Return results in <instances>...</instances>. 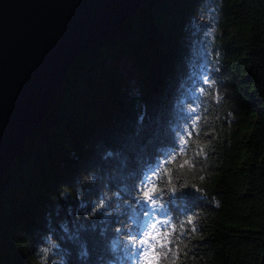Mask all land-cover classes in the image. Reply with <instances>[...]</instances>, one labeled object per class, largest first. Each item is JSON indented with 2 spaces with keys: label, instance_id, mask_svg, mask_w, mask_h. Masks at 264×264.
Listing matches in <instances>:
<instances>
[{
  "label": "trees",
  "instance_id": "16d2710c",
  "mask_svg": "<svg viewBox=\"0 0 264 264\" xmlns=\"http://www.w3.org/2000/svg\"><path fill=\"white\" fill-rule=\"evenodd\" d=\"M148 170L158 264H261L264 0H149L79 55L4 176L0 264H130Z\"/></svg>",
  "mask_w": 264,
  "mask_h": 264
},
{
  "label": "water",
  "instance_id": "95a60500",
  "mask_svg": "<svg viewBox=\"0 0 264 264\" xmlns=\"http://www.w3.org/2000/svg\"><path fill=\"white\" fill-rule=\"evenodd\" d=\"M147 1L0 0V188L71 63Z\"/></svg>",
  "mask_w": 264,
  "mask_h": 264
},
{
  "label": "rangeland",
  "instance_id": "374dc122",
  "mask_svg": "<svg viewBox=\"0 0 264 264\" xmlns=\"http://www.w3.org/2000/svg\"><path fill=\"white\" fill-rule=\"evenodd\" d=\"M197 26L203 29L205 32H213L215 30L214 25H212L209 13L205 15H201L197 20ZM195 66L193 73H195V78H200L198 80L207 81L208 74L206 71L205 65H200L197 62H194ZM123 70L127 72L128 63L122 62ZM195 80V81H198ZM132 84V81H130ZM180 86V83L177 84V87ZM173 99L179 103L182 102L183 99L179 97V95H174ZM157 173V172H155ZM151 170H148L144 174L143 186L146 184H155L156 174ZM156 201H158L157 205H152L149 202H146L145 199L143 201L146 206V213L142 217V221L140 223V230L136 237V242L133 243L132 253L130 254L129 262L130 264H145V254L151 250V246L156 242H159L155 238L145 239L143 243H140L141 237H143L147 232H161L164 234V240H167L168 228H169V217L165 210V205L161 201V194L156 187V192L153 197ZM200 220V219H199ZM152 225H155V228H152Z\"/></svg>",
  "mask_w": 264,
  "mask_h": 264
},
{
  "label": "snow or ice",
  "instance_id": "6c2138e0",
  "mask_svg": "<svg viewBox=\"0 0 264 264\" xmlns=\"http://www.w3.org/2000/svg\"><path fill=\"white\" fill-rule=\"evenodd\" d=\"M189 136L192 135L191 132L188 133ZM174 159V157H173ZM187 163V161H185ZM156 192V185L155 184H146L142 190V195L146 202L151 203L152 205H157L158 201H156L154 197V193ZM173 192H175V189H173ZM147 214V213H145ZM152 228H155V225H152ZM148 238H155L157 239L161 245L165 242L164 240V234L161 232H147L143 237L140 239V243H143L145 239ZM130 240L135 241L136 237L130 236ZM162 254L156 251V245L153 244L151 246V250L145 254V264H158L159 257Z\"/></svg>",
  "mask_w": 264,
  "mask_h": 264
}]
</instances>
